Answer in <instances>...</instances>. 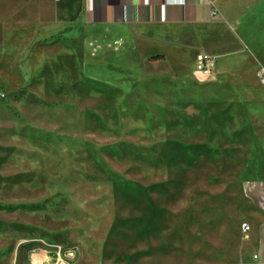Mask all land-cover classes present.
Returning <instances> with one entry per match:
<instances>
[{
  "label": "rangeland",
  "instance_id": "374dc122",
  "mask_svg": "<svg viewBox=\"0 0 264 264\" xmlns=\"http://www.w3.org/2000/svg\"><path fill=\"white\" fill-rule=\"evenodd\" d=\"M53 3L0 0V264H233L261 140L194 72L198 31L120 49L50 33Z\"/></svg>",
  "mask_w": 264,
  "mask_h": 264
},
{
  "label": "crops",
  "instance_id": "0c3cea01",
  "mask_svg": "<svg viewBox=\"0 0 264 264\" xmlns=\"http://www.w3.org/2000/svg\"><path fill=\"white\" fill-rule=\"evenodd\" d=\"M54 0L50 33L132 48L131 30L196 29L195 47L218 59L215 76L232 93L234 117L247 138L261 140L263 159L241 169L234 180L239 204L234 218L243 236L233 264H264V0ZM99 36L95 38L94 34ZM197 55V54H196ZM195 55V57H196ZM195 57L193 70L195 67ZM240 224V223H239ZM243 224L249 230L243 231Z\"/></svg>",
  "mask_w": 264,
  "mask_h": 264
},
{
  "label": "built area",
  "instance_id": "2783aa9c",
  "mask_svg": "<svg viewBox=\"0 0 264 264\" xmlns=\"http://www.w3.org/2000/svg\"><path fill=\"white\" fill-rule=\"evenodd\" d=\"M176 4L183 5L185 0H176ZM218 59L205 53H198L195 57L194 72L205 78H213L217 67ZM259 82L264 87V70L258 74ZM243 231L246 232L250 228L247 224H243Z\"/></svg>",
  "mask_w": 264,
  "mask_h": 264
}]
</instances>
